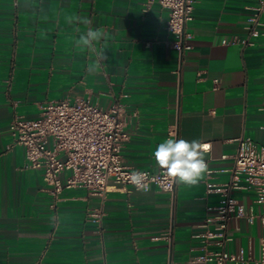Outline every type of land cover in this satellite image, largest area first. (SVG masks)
<instances>
[{"label": "crops", "instance_id": "0c3cea01", "mask_svg": "<svg viewBox=\"0 0 264 264\" xmlns=\"http://www.w3.org/2000/svg\"><path fill=\"white\" fill-rule=\"evenodd\" d=\"M146 5L0 0V264H218L201 257L219 250L236 257L224 264L260 263L264 223L253 188L232 191L243 216L229 220L225 243L206 233L215 230L222 194L214 189L231 181L239 139L264 151V14L251 35L257 0H195L191 49L180 58L169 46L168 11ZM89 28L107 39L76 47ZM91 63L98 71H88ZM63 99L122 105L129 138L121 153L130 167L160 171L153 152L174 138L210 145L208 172L196 186L177 183L173 195L113 185L102 200L73 188L53 207L10 123ZM100 206L99 229L89 215Z\"/></svg>", "mask_w": 264, "mask_h": 264}, {"label": "built area", "instance_id": "2783aa9c", "mask_svg": "<svg viewBox=\"0 0 264 264\" xmlns=\"http://www.w3.org/2000/svg\"><path fill=\"white\" fill-rule=\"evenodd\" d=\"M168 11L167 31L173 35L169 46L178 51L180 58L191 49L188 42V24L193 20L195 0H147L145 11L154 2ZM254 14L248 19L247 28L251 35L257 34L256 26L264 14V0H257ZM177 73L180 71L177 70ZM35 118L16 116L10 123L14 141L24 148L25 166L41 170L47 191L56 206L66 189L84 188L90 195L105 199L111 186H132L133 172L146 174L145 181L150 191L156 187L173 195L177 182L158 172L130 167L124 162L121 149L129 135L124 130L121 119L122 105L116 103L103 109L87 100L69 102L63 100L46 101ZM64 176V173H67ZM251 187L262 204L261 219L264 223V151L257 149L253 141L240 138L231 169V181L215 191L222 194L220 203L213 208L215 230L206 233V238L220 237L219 244L228 239L226 230L232 216H243L242 205L232 196L233 190ZM144 191V190H142ZM104 211L102 206L94 208L90 220L100 229ZM202 259L214 258L218 264L236 257L224 250L206 251ZM259 264H264V237L262 256Z\"/></svg>", "mask_w": 264, "mask_h": 264}, {"label": "clouds", "instance_id": "9594fccd", "mask_svg": "<svg viewBox=\"0 0 264 264\" xmlns=\"http://www.w3.org/2000/svg\"><path fill=\"white\" fill-rule=\"evenodd\" d=\"M77 19L81 18L77 17ZM82 22L89 23L86 19ZM101 39H107V34L102 30L89 28L86 33H82L78 37L76 47L91 48L93 42H99ZM98 69L97 63L88 65L90 73L96 72ZM209 150L210 145L201 143L199 140L168 138L158 144L153 152V157L158 168L163 170L166 176L173 178L179 184L191 187L198 185L208 172L205 153ZM145 177L146 174L143 172H133L131 181L138 189L147 191L148 185L144 183Z\"/></svg>", "mask_w": 264, "mask_h": 264}]
</instances>
